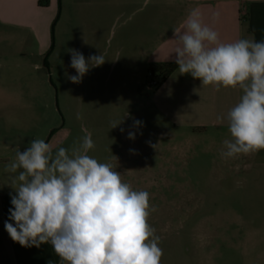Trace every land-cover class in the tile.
<instances>
[{
    "label": "rangeland",
    "instance_id": "obj_1",
    "mask_svg": "<svg viewBox=\"0 0 264 264\" xmlns=\"http://www.w3.org/2000/svg\"><path fill=\"white\" fill-rule=\"evenodd\" d=\"M184 1L40 0L45 10L22 17L0 0V264H19L2 198L15 194L20 170L6 169L17 150L33 139L72 149L85 129L95 144L88 155L149 193L160 264H264V150L259 165L251 153L225 159L228 128L174 129L150 105L146 54L175 27ZM68 49L107 60L72 83Z\"/></svg>",
    "mask_w": 264,
    "mask_h": 264
},
{
    "label": "clouds",
    "instance_id": "obj_2",
    "mask_svg": "<svg viewBox=\"0 0 264 264\" xmlns=\"http://www.w3.org/2000/svg\"><path fill=\"white\" fill-rule=\"evenodd\" d=\"M219 13L213 14V20ZM177 46L174 61L180 74H190L201 86L212 85L243 91L240 101L227 113L232 139H225L220 155L234 158L264 150V40L241 38L223 43L219 34L192 9L182 28L174 29ZM65 73L80 83L87 72L106 62L104 54L85 56L76 49ZM122 120L112 121L116 128ZM141 121H134L140 126ZM123 132L124 129H121ZM78 147L53 146L33 139L6 171L17 173L9 193L11 204L4 227L20 246L39 248L51 244L60 264H160V237L148 223L149 193L134 190L112 164L88 155L95 147L85 129ZM135 139V133H128Z\"/></svg>",
    "mask_w": 264,
    "mask_h": 264
},
{
    "label": "crops",
    "instance_id": "obj_3",
    "mask_svg": "<svg viewBox=\"0 0 264 264\" xmlns=\"http://www.w3.org/2000/svg\"><path fill=\"white\" fill-rule=\"evenodd\" d=\"M39 1L7 0L9 5L18 8L17 16L21 14L22 17L45 10L40 7ZM49 2L51 5L53 0ZM183 7L185 12L177 20L175 27L162 35L155 47L146 54L145 62L150 68L176 64L173 52L177 44L172 40L174 29L182 28L189 12L195 8L200 10L203 22L218 32L223 43L241 38L264 40V0H185ZM214 13H219L218 20H213ZM151 91L153 94L150 105L162 119L174 129L188 130L196 134L228 128L227 113L243 95L239 86L221 87L219 91L212 85L202 87L199 79H194L190 74H180L178 65L158 89ZM256 154L258 153H251V159L254 165H259ZM2 198L9 213V208L13 207L11 197L5 194ZM15 248L19 264H60V258L51 244L45 243L39 248H25L17 243Z\"/></svg>",
    "mask_w": 264,
    "mask_h": 264
},
{
    "label": "trees",
    "instance_id": "obj_4",
    "mask_svg": "<svg viewBox=\"0 0 264 264\" xmlns=\"http://www.w3.org/2000/svg\"><path fill=\"white\" fill-rule=\"evenodd\" d=\"M176 68H177V64L151 67L149 70V74L150 76H152V78H156L158 76L162 84L164 80L167 78V76L170 75Z\"/></svg>",
    "mask_w": 264,
    "mask_h": 264
},
{
    "label": "built area",
    "instance_id": "obj_5",
    "mask_svg": "<svg viewBox=\"0 0 264 264\" xmlns=\"http://www.w3.org/2000/svg\"><path fill=\"white\" fill-rule=\"evenodd\" d=\"M160 84H161L160 79L152 78L149 82H147L146 87L148 90L154 91L159 88Z\"/></svg>",
    "mask_w": 264,
    "mask_h": 264
}]
</instances>
